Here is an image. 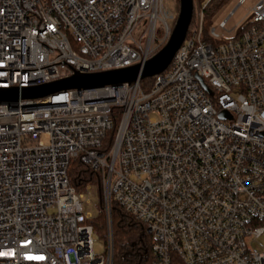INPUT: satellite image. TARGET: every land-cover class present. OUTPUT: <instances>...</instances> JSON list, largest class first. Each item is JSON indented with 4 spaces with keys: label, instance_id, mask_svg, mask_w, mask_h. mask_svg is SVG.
Masks as SVG:
<instances>
[{
    "label": "built area",
    "instance_id": "1",
    "mask_svg": "<svg viewBox=\"0 0 264 264\" xmlns=\"http://www.w3.org/2000/svg\"><path fill=\"white\" fill-rule=\"evenodd\" d=\"M212 1L193 0L146 90L0 101V264H113L112 201L145 226L152 264H264V0L218 24L228 39L205 32ZM175 20L163 0H0V90L143 65ZM74 160L101 178L105 254L70 186Z\"/></svg>",
    "mask_w": 264,
    "mask_h": 264
},
{
    "label": "trees",
    "instance_id": "2",
    "mask_svg": "<svg viewBox=\"0 0 264 264\" xmlns=\"http://www.w3.org/2000/svg\"><path fill=\"white\" fill-rule=\"evenodd\" d=\"M203 1V0H202ZM230 0H213L205 10V32L207 23L219 13ZM193 22L191 23V25ZM190 30V29H189ZM189 32V31H188ZM153 78L143 80V89H148L153 83ZM114 137V131L107 135L108 146ZM68 176L70 186L77 193L87 192L88 187L98 188V215L91 220L95 233L100 238L107 239V221L104 210V199L101 178L97 172L83 165L79 160L71 161ZM112 229L114 240L113 264H152L151 246L152 238L147 235L145 226L127 214L115 201H112ZM181 264V263H177Z\"/></svg>",
    "mask_w": 264,
    "mask_h": 264
},
{
    "label": "water",
    "instance_id": "3",
    "mask_svg": "<svg viewBox=\"0 0 264 264\" xmlns=\"http://www.w3.org/2000/svg\"><path fill=\"white\" fill-rule=\"evenodd\" d=\"M193 0H180V11L174 28L166 45L151 57L145 64H137L124 69L112 70L94 74L75 73L53 83L45 84L36 88L18 89L6 92L0 90V101L22 99H42L60 91L73 89H92L111 85L132 84L137 81L154 78L162 74L172 63L177 51L182 46L193 17ZM200 83L205 90L210 92L201 79ZM225 112L220 114L225 119Z\"/></svg>",
    "mask_w": 264,
    "mask_h": 264
},
{
    "label": "rangeland",
    "instance_id": "4",
    "mask_svg": "<svg viewBox=\"0 0 264 264\" xmlns=\"http://www.w3.org/2000/svg\"><path fill=\"white\" fill-rule=\"evenodd\" d=\"M239 1L240 0H230L225 5V7L215 16H213L211 21L207 23V31L210 32L213 28H216L217 33L220 37L224 39L230 38V35L224 33L218 28V24L221 21L226 20L228 17H230L232 13H234L227 23V30H231L237 25H240L247 16L248 12L251 11L260 0H246V3L242 6H239ZM163 5L171 14L175 16V19L177 20L180 11V0H163ZM176 20L170 23L173 28ZM234 34L235 33L231 34V36ZM158 37H162L160 32L158 34ZM166 43L167 41L164 43L157 42V48L154 54L159 52L166 45ZM98 201L99 200L97 187H90L89 191L83 193L81 202L83 203L85 212H89L91 214L92 219H94L98 215ZM95 249L100 254H105L107 250L106 240L104 238H100L99 235L97 236Z\"/></svg>",
    "mask_w": 264,
    "mask_h": 264
}]
</instances>
